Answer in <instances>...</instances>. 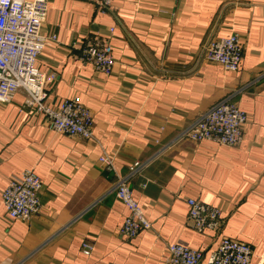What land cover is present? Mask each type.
I'll return each mask as SVG.
<instances>
[{
  "label": "crops",
  "instance_id": "crops-1",
  "mask_svg": "<svg viewBox=\"0 0 264 264\" xmlns=\"http://www.w3.org/2000/svg\"><path fill=\"white\" fill-rule=\"evenodd\" d=\"M43 32L57 36L39 60L56 73L47 102L78 97L94 112L96 139L50 130L24 107L23 90L0 104V264H167L168 244L207 256L223 236L249 243L251 264H264V0H115L106 10L48 0ZM233 32L244 43L239 71L206 62V43ZM95 35L114 46L109 75L80 59ZM225 97L250 117L240 145L180 137ZM104 152L114 170L100 162ZM134 161L145 163L131 186L153 227L128 238L114 182ZM27 169L44 185L41 213L12 220L2 192ZM189 197L219 207V234L193 229ZM84 242L95 246L89 257Z\"/></svg>",
  "mask_w": 264,
  "mask_h": 264
},
{
  "label": "built area",
  "instance_id": "built-area-1",
  "mask_svg": "<svg viewBox=\"0 0 264 264\" xmlns=\"http://www.w3.org/2000/svg\"><path fill=\"white\" fill-rule=\"evenodd\" d=\"M101 9H111L115 0H93ZM48 14V0H0V104L11 103L15 95L25 92L24 107L43 114L50 130L83 139H96L94 112L78 97L67 98L58 106L47 102L48 88L55 80V72H42L40 56L56 34L43 32ZM174 16V14H173ZM113 30V29H112ZM206 62L221 65L226 71H239L244 55V43L233 32L221 38H212L203 50ZM80 59L91 64L97 72L111 74L115 64L114 46L110 38L95 35L81 44ZM250 117L230 97L221 99L188 126L180 137L195 142L213 141L223 146H238L244 138ZM115 157L108 152L100 162L110 170L115 169ZM145 163L134 161L124 175L114 182L116 197L126 206L128 214L119 228L122 236L133 238L153 227L144 207L135 199L131 186L133 178ZM43 182L35 170L27 169L9 178L2 192V204L12 220L30 221L41 213ZM189 224L197 232H219L224 224L219 207L197 198L187 199ZM92 243L82 244L83 253L89 257L94 251ZM253 247L245 242L223 236L216 250L206 254L187 243L175 242L166 247L167 264H251Z\"/></svg>",
  "mask_w": 264,
  "mask_h": 264
},
{
  "label": "trees",
  "instance_id": "trees-1",
  "mask_svg": "<svg viewBox=\"0 0 264 264\" xmlns=\"http://www.w3.org/2000/svg\"><path fill=\"white\" fill-rule=\"evenodd\" d=\"M91 38V37H90ZM211 232H213V231H211ZM220 232V231H219ZM219 232H215L216 234H219Z\"/></svg>",
  "mask_w": 264,
  "mask_h": 264
},
{
  "label": "rangeland",
  "instance_id": "rangeland-1",
  "mask_svg": "<svg viewBox=\"0 0 264 264\" xmlns=\"http://www.w3.org/2000/svg\"><path fill=\"white\" fill-rule=\"evenodd\" d=\"M226 98V97H225Z\"/></svg>",
  "mask_w": 264,
  "mask_h": 264
}]
</instances>
